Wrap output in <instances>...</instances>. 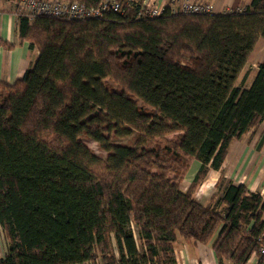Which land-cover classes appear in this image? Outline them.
<instances>
[{
  "label": "trees",
  "instance_id": "obj_1",
  "mask_svg": "<svg viewBox=\"0 0 264 264\" xmlns=\"http://www.w3.org/2000/svg\"><path fill=\"white\" fill-rule=\"evenodd\" d=\"M113 1L119 11L86 20L19 14V40L38 56L0 82V264H175L178 237L210 245L217 264H264L258 193L226 181L209 203L194 197L264 123V63L248 87L242 74L264 38V0L207 14L166 5L153 18L136 17L141 0Z\"/></svg>",
  "mask_w": 264,
  "mask_h": 264
},
{
  "label": "crops",
  "instance_id": "obj_2",
  "mask_svg": "<svg viewBox=\"0 0 264 264\" xmlns=\"http://www.w3.org/2000/svg\"><path fill=\"white\" fill-rule=\"evenodd\" d=\"M200 1L210 3L215 13H224L242 8L248 5L251 0ZM142 2H149L156 7L177 5L176 0H141ZM19 14L21 13L18 11L17 5L0 0V41L11 45L10 48H6L0 44V82L7 85H12L21 79L29 65L34 63L38 56L36 48H30L27 41L19 40L17 31ZM263 63L264 38H261L256 43L242 72V74L246 71L249 72L246 80L247 87L250 80L253 79L257 66ZM262 128L264 130V123L254 134H247L241 140L233 141L230 144L220 169L209 170L206 178L194 193L197 201H199L196 198L198 192L201 193V202H199L204 205L209 203L214 194L211 188H214L220 179V181L224 179V183L231 181L235 185H244L250 192L258 193L264 199V144L260 149L255 146ZM197 163L196 161L191 163L189 172L186 173L181 183V190L184 192L188 189L199 168L196 166ZM210 173H213V176L210 178L211 181L206 186V190L199 192L203 186L205 187ZM5 250V242L0 231V258H3ZM173 253L175 264H217L210 245L194 243L179 237L174 243ZM225 264L231 263L226 262ZM246 264H256V258L251 256Z\"/></svg>",
  "mask_w": 264,
  "mask_h": 264
},
{
  "label": "built area",
  "instance_id": "obj_3",
  "mask_svg": "<svg viewBox=\"0 0 264 264\" xmlns=\"http://www.w3.org/2000/svg\"><path fill=\"white\" fill-rule=\"evenodd\" d=\"M177 10L181 14H207L214 12L213 6L200 0H176ZM18 11L28 18L43 16L65 21L100 18L103 14L120 10L119 3L113 0H100L95 6H86L78 2L64 0H21L17 5ZM163 7H156L149 2H142L137 12V18H153L159 16ZM264 254V249L259 250ZM256 258L257 255L253 254ZM89 264V263H86Z\"/></svg>",
  "mask_w": 264,
  "mask_h": 264
},
{
  "label": "rangeland",
  "instance_id": "obj_4",
  "mask_svg": "<svg viewBox=\"0 0 264 264\" xmlns=\"http://www.w3.org/2000/svg\"><path fill=\"white\" fill-rule=\"evenodd\" d=\"M248 70V69H247ZM250 70V69H249ZM251 71V70H250ZM252 72V71H251ZM250 77V76H249ZM250 83H251V80H250V82H249V85H250ZM244 87H247V81L245 82V84H244ZM121 130V129H120ZM262 131H263V128L261 129V131H260V134H259V136L261 135V133H262ZM104 136L105 137H108L109 138V141L110 142H114V143H121V144H133L134 143V139H133V133L131 134V135H129V136H118V137H115V136H113V132H105L104 133ZM257 140H259V137L257 138ZM81 141L92 151V153H93V155L95 156V157H98V158H101V159H104V157H105V153L103 152V151H101L99 148H98V146L96 145V143L95 142H93V141H91V140H87V139H84V138H82L81 139ZM258 142V141H257ZM257 142H256V144H257ZM256 144H255V146H256ZM195 164V163H194ZM196 166H200V164L199 163H197V165ZM195 166V167H196ZM197 168V167H196ZM189 172V171H188ZM213 176V173H210V175H209V177H208V180H207V185L205 184V187L203 186L201 189H200V191L199 192H203L204 190H206V186H208V184L210 183V181H211V177ZM221 180V179H220ZM218 181L219 183H220V185L221 186H223L225 183H224V179H223V181ZM212 189V191L214 192V193H217V189H216V186L214 187V188H211ZM199 194V195H198ZM200 194L201 193H198L197 192V195H196V198L201 202V196H200ZM132 230V232H133V236H134V238H135V240H137V233H136V229H135V227L134 228H132L131 229ZM137 248H138V250L140 251V252H143V249H142V247L141 246H139V245H137Z\"/></svg>",
  "mask_w": 264,
  "mask_h": 264
}]
</instances>
